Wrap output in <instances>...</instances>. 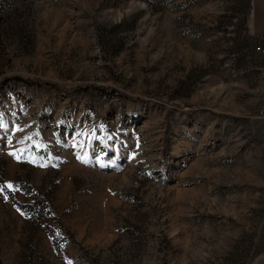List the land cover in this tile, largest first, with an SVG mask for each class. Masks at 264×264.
<instances>
[{"label":"rangeland","instance_id":"1","mask_svg":"<svg viewBox=\"0 0 264 264\" xmlns=\"http://www.w3.org/2000/svg\"><path fill=\"white\" fill-rule=\"evenodd\" d=\"M236 4L0 0V264H264Z\"/></svg>","mask_w":264,"mask_h":264},{"label":"crops","instance_id":"2","mask_svg":"<svg viewBox=\"0 0 264 264\" xmlns=\"http://www.w3.org/2000/svg\"><path fill=\"white\" fill-rule=\"evenodd\" d=\"M243 29L253 39L264 38V0H234Z\"/></svg>","mask_w":264,"mask_h":264},{"label":"built area","instance_id":"3","mask_svg":"<svg viewBox=\"0 0 264 264\" xmlns=\"http://www.w3.org/2000/svg\"><path fill=\"white\" fill-rule=\"evenodd\" d=\"M253 40L257 52L260 54H264V38H257ZM259 116L260 119L264 120V109L260 112Z\"/></svg>","mask_w":264,"mask_h":264},{"label":"trees","instance_id":"4","mask_svg":"<svg viewBox=\"0 0 264 264\" xmlns=\"http://www.w3.org/2000/svg\"><path fill=\"white\" fill-rule=\"evenodd\" d=\"M13 81H17V82H20V83H22V82H24L25 84H28V85H31V86H36L37 84H35V83H32V82H29V81H25V80H23L22 78L20 79V78H14V79H12ZM18 207H19V209H21V210H23L24 208L22 207V206H20V205H17Z\"/></svg>","mask_w":264,"mask_h":264},{"label":"snow or ice","instance_id":"5","mask_svg":"<svg viewBox=\"0 0 264 264\" xmlns=\"http://www.w3.org/2000/svg\"><path fill=\"white\" fill-rule=\"evenodd\" d=\"M8 187H11V185H8ZM0 191H2V188H0Z\"/></svg>","mask_w":264,"mask_h":264}]
</instances>
